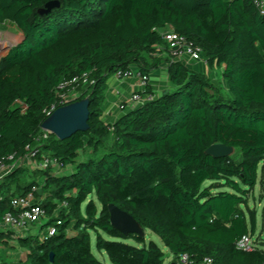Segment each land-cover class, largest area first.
Here are the masks:
<instances>
[{
  "label": "trees",
  "instance_id": "trees-1",
  "mask_svg": "<svg viewBox=\"0 0 264 264\" xmlns=\"http://www.w3.org/2000/svg\"><path fill=\"white\" fill-rule=\"evenodd\" d=\"M254 1L0 0V26L23 35L0 61V163L12 165L38 148L33 161L49 154L73 167L55 176L51 168L22 166L0 183V223L16 214L15 198L30 194L48 214L41 231L56 225V216L62 221L51 238L18 239L24 264H103L91 233L112 264H164L147 231L174 258L264 264L263 246L237 248L256 232L248 203L260 171L264 177V18ZM52 3L57 7L46 11ZM169 27L201 49L210 69H222L221 85L173 60L163 37ZM163 65L173 90L106 124L109 78L137 69L149 80ZM87 72L93 84L79 89L74 102L89 99L88 131L65 141L51 134L38 144L58 85ZM141 94L153 91L147 86ZM215 144L235 155H208ZM110 204L130 214L145 236L116 230ZM0 264H9L1 254Z\"/></svg>",
  "mask_w": 264,
  "mask_h": 264
},
{
  "label": "built area",
  "instance_id": "built-area-1",
  "mask_svg": "<svg viewBox=\"0 0 264 264\" xmlns=\"http://www.w3.org/2000/svg\"><path fill=\"white\" fill-rule=\"evenodd\" d=\"M255 5L259 10V13L264 17V0H255ZM164 41L168 44L169 50L173 60L175 61H194L200 62L204 61L203 54L200 48L194 47L190 44L187 38L183 35L177 33L172 27L167 28L163 32ZM0 46H4L0 44ZM3 50L0 47V51ZM0 57V61H1ZM115 77L119 80H124L133 75H136L144 85L147 84L148 80L140 74V72L135 69H129L126 71H119L114 74ZM93 84L91 79V73H83L81 75L74 76L69 79L63 80L57 87V101L52 105L47 111L46 115L50 117L57 109L64 107L70 103H73L79 97V89L87 87ZM153 100L152 96H144L141 92H135L131 97V102L128 103L129 109L134 106L140 107L147 102ZM18 105L22 108L23 112L26 111L27 106L22 102H17ZM131 105V106H130ZM121 110H125L126 106L124 104L120 105ZM128 108V107H127ZM51 133L42 129L41 136L37 139V143L40 144L41 140L46 141L49 139ZM38 153V148L30 150V154L27 155L24 159L16 161L12 165H5L0 163V183L4 180L5 177L10 175L14 170L19 167H22L28 160H33L36 158ZM42 159L40 161L36 160V165L40 169L51 168L53 172H57L65 169V166L59 162L57 159L53 158L49 154H42ZM13 159V157H11ZM37 191V189H35ZM13 207L16 210V214H7L3 218V221L0 223L1 226L13 227L16 229H28L33 225H43L48 219V214L45 208H43L32 194L26 197H17L13 200ZM65 206L61 205V209ZM60 209V210H61ZM58 211L56 212V214ZM57 222L56 225L50 226L44 230L42 234V240L51 238L57 234L58 227L62 225V221L56 216ZM70 230V229H69ZM69 232V231H68ZM257 241L251 235L244 236L237 244L239 250L245 252H253L258 248ZM173 263L175 264H215L213 259L204 258L202 261H195L190 255L182 254L174 259Z\"/></svg>",
  "mask_w": 264,
  "mask_h": 264
},
{
  "label": "crops",
  "instance_id": "crops-1",
  "mask_svg": "<svg viewBox=\"0 0 264 264\" xmlns=\"http://www.w3.org/2000/svg\"><path fill=\"white\" fill-rule=\"evenodd\" d=\"M185 63L194 71L201 72L210 77L214 84L221 85L223 83L221 68L210 69L205 60L200 62L185 61ZM135 70L137 71V69ZM108 85L109 88L106 93V101L103 110L104 121L109 125L115 124L121 117L133 109V105L129 109L128 103L131 102V97L135 92H143L148 86L153 91L152 99H157L162 96L164 92L171 91L174 88L168 75L167 65H163L160 69L154 71L149 76V80L146 85H144L141 79H139L136 75L124 80H119L114 75L113 77L109 78ZM122 104L126 106V109L123 111L120 107ZM29 162H31L29 165L30 168H38L36 161L28 160L27 163ZM72 171L73 167L68 166L63 170L53 173L55 176H67L70 175ZM60 209L61 206L59 207V210ZM42 226L43 225L37 224L23 230L8 226H1L0 235H3L4 239H1L0 237V248H3V250L0 249V254H2L4 258L5 255L9 256V258L11 257L9 264H24L27 260V252L25 249L18 246V239L26 238L27 236L38 235L42 237V234L44 233V231H41ZM72 232L74 231L71 229L70 233ZM7 235H9L10 238H8Z\"/></svg>",
  "mask_w": 264,
  "mask_h": 264
},
{
  "label": "water",
  "instance_id": "water-1",
  "mask_svg": "<svg viewBox=\"0 0 264 264\" xmlns=\"http://www.w3.org/2000/svg\"><path fill=\"white\" fill-rule=\"evenodd\" d=\"M167 92L168 91L164 92V94ZM136 108L137 106H134L132 110ZM89 116V99L73 102L57 109L44 121L42 129L50 132L59 140L65 141L77 132L88 131ZM206 153L214 158H221L232 156V154L235 153V149L223 144H215L211 146ZM37 192L39 197H41L43 190L38 189ZM108 209L110 213V222L116 230L120 231L125 236H145L143 228L130 214L122 211L114 204H110ZM51 261H54L53 255H51Z\"/></svg>",
  "mask_w": 264,
  "mask_h": 264
},
{
  "label": "rangeland",
  "instance_id": "rangeland-1",
  "mask_svg": "<svg viewBox=\"0 0 264 264\" xmlns=\"http://www.w3.org/2000/svg\"><path fill=\"white\" fill-rule=\"evenodd\" d=\"M57 7V4L52 3L47 6L46 11H50L53 8ZM23 39L22 33L17 29V27L11 25V24H5L0 26V44L4 46H0L3 50L0 51V57L3 58L6 56L9 52V50L19 44ZM112 75L111 77H113ZM235 153L232 154L234 156ZM238 158V157H237ZM239 159V158H238ZM29 163H25L22 165L23 167H29ZM261 175V171L259 173V180L258 185L254 191L253 194H251V197L249 199L248 207L251 209V211H255L256 214V232L253 236V238L257 241L259 246L264 247V177ZM211 182H206L205 186H210ZM221 190H227L226 188H223ZM214 192H217L214 191ZM94 198V197H93ZM85 208V206H84ZM85 210V209H84ZM73 230V229H72ZM74 231V230H73ZM71 232V229L69 230L70 236L75 235V232ZM107 238V236H105ZM147 243L150 241H153L157 244V246L163 251L164 253V264H172L174 261V256L171 254V252L165 247L162 240L154 233L147 231L146 235ZM126 243L128 244H134L133 240H127ZM91 246H92V252L94 256L103 264H112L104 252H99L96 247V234L91 233ZM0 249L3 250L1 247ZM11 253V252H9ZM2 256V254H1ZM3 257V256H2ZM4 258V257H3ZM4 260L9 263L11 261V257L5 255Z\"/></svg>",
  "mask_w": 264,
  "mask_h": 264
}]
</instances>
